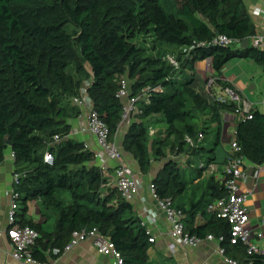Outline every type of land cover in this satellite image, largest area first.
<instances>
[{"label": "trees", "instance_id": "obj_1", "mask_svg": "<svg viewBox=\"0 0 264 264\" xmlns=\"http://www.w3.org/2000/svg\"><path fill=\"white\" fill-rule=\"evenodd\" d=\"M254 35L243 0H0V162L9 148L19 174L16 223L40 235L33 247L35 259H56L60 254L52 250H62L73 231L96 228L113 242L124 264H153V244L114 186L111 167L93 164L95 157L84 143L68 138L67 120L80 115L71 98L81 84L90 80L86 93L110 141H116L121 126L123 102L116 97L120 80L130 83L131 97L148 98L135 103L137 111L120 142L142 175L149 173L151 156L166 157L169 145L177 154L198 157L194 171L202 174L211 164H220L215 151L221 143L222 112L237 107L216 101L205 79L204 89L197 88L196 63L210 59L216 85L232 87L222 78L231 59L264 66L263 50L238 47ZM218 36L236 43L218 44ZM166 48L176 51V65L165 59ZM197 114L203 116L200 125ZM150 121L163 122V133L149 136ZM207 135L213 136L208 147ZM233 141L246 161L261 165L264 114L252 109L250 117L240 116ZM46 150L54 157L51 166L43 161ZM152 183L160 198L173 201L188 186L185 171L173 160L164 161ZM60 190L69 193V204L55 197ZM224 195V181L211 176L202 198L186 208L178 206L187 217L186 229L219 239L223 256L237 264H264L262 256H249L244 245L230 243L227 221L207 211L208 204ZM35 200L56 214L52 231L28 218V203ZM197 214L204 222L195 224Z\"/></svg>", "mask_w": 264, "mask_h": 264}, {"label": "crops", "instance_id": "obj_2", "mask_svg": "<svg viewBox=\"0 0 264 264\" xmlns=\"http://www.w3.org/2000/svg\"><path fill=\"white\" fill-rule=\"evenodd\" d=\"M243 3L254 25V36L263 39L260 46L257 48L264 51V19L258 16L255 17L251 14L253 7L260 5V2L259 0H243ZM250 46L255 47L252 41L250 42ZM205 66L206 60L196 63V74L203 80L206 77ZM222 78L232 85L234 90L239 93L244 101L252 105V109H256L264 114V66L255 64L249 59L233 58L223 66ZM77 108L80 110V115L76 118L67 120V123L71 126V132L68 138L84 143L85 148L94 155V152L97 151L95 137L83 128L85 123V110L79 107ZM130 118L131 116L125 122H122L119 128L118 135L116 136V141L119 146L124 132L127 129V125L130 123ZM150 130L152 131L151 127H149V136L152 137L154 131L150 133ZM234 131L235 123L223 121L220 139L221 143L215 151L216 161L220 164H211L209 166L216 167L217 171L214 173H209V171H207L208 169L203 171L202 174H198V172L194 171V164L197 163L196 161L200 162L196 156L188 154L184 158H181L180 162L183 164L190 160L192 165L190 164V167H188L187 164H185V168H183L188 186L185 193L174 201L175 205L184 206L186 208L190 202H196L202 198L207 189V181L211 176H214L217 182H222L224 180L222 163L230 155V143L233 141ZM212 140L213 136L208 137L205 146H211ZM220 147L221 149H219ZM219 150L220 153L218 156L217 152ZM121 152L120 160L122 164L129 167L134 175L144 182L143 187L140 189L139 196L129 202L132 206L133 216L138 218L139 221L145 219L143 207H150L151 210L158 214L155 224L148 225L151 236L155 239L152 244L155 246L158 255L154 258L153 262L155 264H166V261H168L167 264H229L225 261L226 258L219 253L220 247L217 240L203 242L196 247L176 248L174 251L169 248L168 224L163 214L158 211L147 189L149 182L161 171L162 165L156 170L155 163L152 162L153 157L151 156L149 173L142 175L133 157L128 153H124L122 150ZM11 153L9 148L6 149L3 161L0 162V231L3 232V235L0 236V264H23L22 262L15 261L11 257L10 241L7 234L4 233V231H6V215L10 204V193L13 189L12 175L14 173V164ZM92 163L99 166L101 165L96 157ZM116 164L117 162L112 161L105 165V167H111L113 172ZM189 169H191V172H194V175L188 174ZM239 190L247 194L245 205L249 211L251 229L256 234H262V236L258 238L255 236L253 241L264 251V162L261 165H254L246 160L244 161L243 177L239 181ZM140 197H144L146 201L142 202ZM30 207H32V210L29 211ZM28 218L37 224H41L47 231H52L54 227L55 217L48 214L41 200L28 203ZM186 218L185 223L187 220ZM202 222H204V218L200 214H197L195 216V224H200ZM47 256L48 253L46 252V257ZM47 262H53V264H112L109 257L97 251L91 240L81 241L68 252L61 253L56 259L48 257Z\"/></svg>", "mask_w": 264, "mask_h": 264}, {"label": "built area", "instance_id": "obj_3", "mask_svg": "<svg viewBox=\"0 0 264 264\" xmlns=\"http://www.w3.org/2000/svg\"><path fill=\"white\" fill-rule=\"evenodd\" d=\"M259 2L260 5L254 6L251 14L255 17L258 16L264 19V0H259ZM250 39L255 47L260 46V43L263 41L261 37L255 36ZM214 42L227 46L236 43L235 40L228 39L224 36H218ZM189 49H192V47ZM182 50L184 52L187 51L186 48H183ZM165 59L176 65L174 55L166 54ZM205 72V87L209 91L211 89L214 90V99L219 102H232L236 104L237 110L234 112H222L223 121L236 124L240 116L246 115L247 117H250L252 105L249 102L244 101L239 93H237L232 87H219L216 85L210 59L206 60ZM88 86H90V80L84 81L79 87V94L71 98V103L85 110V123L83 128L95 137L97 151L94 152V156L100 161V166L105 167V165L112 161L117 162L113 171V184L120 193L121 197L125 201L131 202L139 196L140 189L143 187L144 182L140 178L136 177L129 167L122 164L120 160L122 153L121 148L117 141L109 140L107 126L99 119L96 111L93 110L91 100L86 93ZM116 97L120 98L123 102L121 123L125 122L137 111L135 103L138 100L144 99L146 102L148 101V98L144 96L131 97L130 83L126 79L120 80ZM151 132L152 131L150 130V133ZM201 139L202 135L199 134L197 141L199 142ZM55 140L57 141L58 138L55 137ZM185 141L190 146L194 145V141L189 136H185ZM240 151V146L235 141H231L229 151L230 155L226 162L222 165L225 195L208 204L207 211L227 221L230 232V243H240L244 245L249 256L259 255L262 256L264 261V251L261 250L253 241L255 236L258 238L261 237L262 234H256L251 229L250 215L245 205L247 194L242 193L239 190V181L243 177V166L245 161ZM11 158L14 159L13 153H11ZM43 161L49 166L53 165L54 157L49 150L44 152ZM207 169V171L211 174L217 171L216 167L213 166L208 167ZM18 179L19 174L13 173V189L10 193V204L6 215V231H4L10 241L11 257L15 261L22 262L23 264H53V262L40 261L33 257V247L40 236L39 233L30 226H20L16 223V213L19 206L17 204L18 195L14 193V186L18 184ZM147 189L151 198L154 200L158 211L163 214L164 219L168 224V236L170 241L169 248L171 250L174 251V249L180 247H196L203 242L213 240H217L218 242L220 241L219 239H215L212 235L198 237L189 233L186 229V215L184 211L175 205L171 198H160L156 193L152 181H150L147 185ZM140 199L142 202L146 201L144 197H140ZM143 212L145 214V219L140 221V225L144 227L145 233L148 236V241L150 243H154L155 239L151 236V231L149 230L148 225L155 224L158 214L157 212L151 210L150 207H143ZM2 235L3 232L0 231V236ZM85 240H91L97 251L100 254L109 257L112 264H124L123 257L116 250L113 242L101 235L96 228H82L80 230L73 231L70 240L63 247V249L59 250L58 248H54L52 253L55 255L68 252L72 247ZM219 253L223 255L221 248H219ZM225 261L229 264H237L235 261L227 258Z\"/></svg>", "mask_w": 264, "mask_h": 264}, {"label": "rangeland", "instance_id": "obj_4", "mask_svg": "<svg viewBox=\"0 0 264 264\" xmlns=\"http://www.w3.org/2000/svg\"><path fill=\"white\" fill-rule=\"evenodd\" d=\"M166 54L175 55L176 54V51L175 50H172L171 48H166ZM198 62H200V61H197V63ZM198 74H199V71H198ZM202 82H203V79H200V82L197 85V88L198 89H202L203 88ZM196 121H197V124L200 125L203 122V116L197 114V120ZM148 124L152 128V132L154 131V134H153L152 137L156 136L158 133H163L164 129L166 128V126H165V124L163 122L153 124L150 121ZM207 136H210L211 137V135H207ZM171 146L172 145H169L168 148L166 149V157L162 158L161 160H153V158H152V162L155 163L156 170H158L161 167V165H163L164 161H166V160L177 161L179 167L182 168V169L185 168V164H187V166L190 167V164H188V163L183 164L182 162H180L181 158H184L189 153L188 152H185V153H182L181 155H178L176 153V148L175 147L171 148ZM219 149H221V147ZM217 153H218V156H219L220 150ZM198 160H199V158H198ZM196 162L198 163L199 161H196ZM191 169H193V168H191ZM191 169H189L188 174L194 175V172L193 171L191 172ZM55 197L58 200L62 201V203L65 204V205H67V204L70 203V195L67 192V190H60V191H58L56 193ZM30 210H32V207H30L29 211ZM47 212H48L49 215H52L54 217L56 216V214L54 213V211L52 209H47ZM157 256L158 255H157V252L155 250V246L152 245L150 247V249H149V261L150 262H153L154 258H156ZM167 262L168 261H166V264H167ZM153 264H155V263L153 262Z\"/></svg>", "mask_w": 264, "mask_h": 264}, {"label": "water", "instance_id": "obj_5", "mask_svg": "<svg viewBox=\"0 0 264 264\" xmlns=\"http://www.w3.org/2000/svg\"><path fill=\"white\" fill-rule=\"evenodd\" d=\"M250 46V39L246 38L243 41H241L238 45L239 48H248ZM8 143V141H6Z\"/></svg>", "mask_w": 264, "mask_h": 264}]
</instances>
